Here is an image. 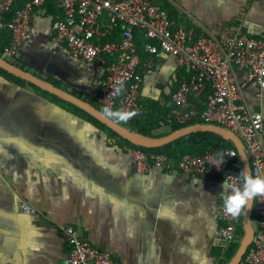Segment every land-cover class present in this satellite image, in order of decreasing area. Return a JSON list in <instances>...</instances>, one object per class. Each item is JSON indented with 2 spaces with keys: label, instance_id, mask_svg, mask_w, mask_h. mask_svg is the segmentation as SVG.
Instances as JSON below:
<instances>
[{
  "label": "crops",
  "instance_id": "0c3cea01",
  "mask_svg": "<svg viewBox=\"0 0 264 264\" xmlns=\"http://www.w3.org/2000/svg\"><path fill=\"white\" fill-rule=\"evenodd\" d=\"M152 1L168 6L178 24L219 39L238 27L256 36L264 32V0ZM55 15L33 16L31 38L9 61L96 101L107 69L75 57L56 38ZM140 55L142 62L148 59L147 47ZM154 62L140 100L146 111L162 115L187 69L170 54ZM236 70L245 81L247 70ZM5 71H0V264H69L66 226L111 252L118 264H220L229 247L216 216L222 179L161 167L139 173L129 147L108 129L70 101ZM241 96L264 117V89L250 81ZM22 200L35 211L25 212Z\"/></svg>",
  "mask_w": 264,
  "mask_h": 264
},
{
  "label": "built area",
  "instance_id": "2783aa9c",
  "mask_svg": "<svg viewBox=\"0 0 264 264\" xmlns=\"http://www.w3.org/2000/svg\"><path fill=\"white\" fill-rule=\"evenodd\" d=\"M22 1L0 0L1 13L12 15L9 21H5L3 15L0 17V31L6 28L11 33L9 45L0 54L8 61L31 38L33 16L48 13L47 0H24L19 6ZM58 2L61 12L55 15L53 22L56 38L67 44L75 57L107 65V74L100 82L97 95L101 107L138 111L135 117L144 115L146 109L140 103L144 76L155 69V57L164 53L173 55L187 69V76L172 92L173 107L161 123L171 125L200 119L206 124L227 128L243 141L252 174L264 176V117L260 111L250 109L241 96V89L250 81H255L260 90L264 89V32L256 36L238 27L233 36L219 39L178 24L162 4L152 0ZM117 30L120 38L112 39ZM135 30L143 31L150 40L146 46L150 56L145 62L141 61ZM237 68L247 70L245 81H239ZM121 83L123 92L116 95L115 88ZM129 150L137 171L142 174L161 167L178 169L192 177H219L223 182L227 179L236 183L241 172L231 168L239 155L234 148L209 147L197 155H184L178 161L141 148ZM218 153L224 154V162L214 165L213 158ZM222 203L217 205L216 216L221 223V239L228 247L237 239L241 216L235 219L225 216ZM21 206L25 212L35 211L26 200L21 201ZM253 212L257 227L241 263L264 264V197L254 200ZM63 233L70 245L69 264H118L111 252L80 238L73 226L63 227Z\"/></svg>",
  "mask_w": 264,
  "mask_h": 264
},
{
  "label": "trees",
  "instance_id": "16d2710c",
  "mask_svg": "<svg viewBox=\"0 0 264 264\" xmlns=\"http://www.w3.org/2000/svg\"><path fill=\"white\" fill-rule=\"evenodd\" d=\"M156 2V1H155ZM24 3V0L20 3L19 6H21ZM18 6V7H19ZM163 7L169 12L170 17L174 18V16L170 13L169 7L163 5ZM47 9L48 13L52 14L53 16L60 11V7L58 8V0H47ZM11 14H5L3 15V18L5 21H9L11 19ZM135 36H136V43L138 45L139 52L146 47L148 44L149 40L146 38L145 34L143 31L140 30H135ZM119 38V30L116 31L115 36L112 39H118ZM11 41V33L8 29L4 28L0 31V54L2 50L9 45ZM107 69V65L105 66ZM0 71H5L3 68L0 67ZM6 72V71H5ZM184 76H187L184 75ZM178 85V83H177ZM172 101V100H171ZM140 103L142 104L141 100ZM91 104L96 106L97 108L101 109V106L99 103L96 101H91ZM73 107H75L77 110L81 111L88 119L93 121L99 126L105 127L108 129V131L119 138L120 142L124 143L127 145L129 148H141L146 151L150 152H156V153H163L166 154L170 157H172L175 160H180L184 155H197L202 153L205 149L209 147H213L216 149H225V148H234L236 149L234 143L231 140H227L220 136L219 134L215 132H210V131H198V132H193L187 135H184L168 144H165L161 147H153V148H148L140 145H136L129 140L123 138L120 136L117 132L112 130L110 127L96 119L94 116H92L90 113L85 111L84 109L76 106L75 104L71 103ZM143 105V104H142ZM173 107V104L171 105L170 109L165 111V113H162V115H157L155 113H149V111H146L144 115L137 116L133 118L131 121L127 122L126 125L129 127L131 130L143 133L145 135L149 136H164L172 131H175L177 129H180L182 127L188 126V125H193L197 123H204L203 120L196 119L189 121L187 123H173L171 125H164L161 123L163 120L164 115L169 112ZM163 126H168L170 128L169 132L163 133V134H156V131ZM237 150V149H236ZM231 168L234 170H243L242 166V161L241 157L238 155L233 163L231 164ZM257 221L256 215L252 214V222ZM244 234V228H243V215L240 217V224L238 226V236L236 241H234L231 245H229L226 253L223 255L220 264H226L228 263L231 258L234 256L236 253L240 240L242 235ZM245 258V255L243 256ZM244 264V263H240Z\"/></svg>",
  "mask_w": 264,
  "mask_h": 264
},
{
  "label": "water",
  "instance_id": "95a60500",
  "mask_svg": "<svg viewBox=\"0 0 264 264\" xmlns=\"http://www.w3.org/2000/svg\"><path fill=\"white\" fill-rule=\"evenodd\" d=\"M0 67L15 74L20 77H23L24 79H27L39 87L54 93L55 95H58L71 103L75 104L76 106L84 109L88 113H90L92 116H94L96 119L110 127L112 130L117 132L120 136L123 138L129 140L130 142L148 147V148H153V147H161L165 144H168L184 135L193 133V132H198V131H210V132H215L222 136L223 138L227 140H231L237 151L239 156L241 157L242 161V166L243 169L247 167L249 171L252 172V167L251 163L249 160V157L247 155L246 149L244 147L243 141L241 138L228 130L225 127L216 125V124H204V123H197L193 125H188L185 127H182L180 129H177L175 131H172L164 136H149L145 135L143 133L131 130L129 127H127L124 124H117L114 123L112 120L106 119L101 112L100 108H97L93 104L89 103L88 101L83 100L82 98L77 97L76 95L70 93L67 90L62 89L61 87H58L44 79H41L30 72L21 69L8 61L7 59H4L3 57L0 56ZM253 208H254V201L252 202V207L246 211V215H243V228H244V234L241 237L239 247L234 254V256L231 258V260L226 263V264H240L243 256L247 252V249L249 245L251 244V241L254 236V226L252 222V214H253Z\"/></svg>",
  "mask_w": 264,
  "mask_h": 264
},
{
  "label": "clouds",
  "instance_id": "9594fccd",
  "mask_svg": "<svg viewBox=\"0 0 264 264\" xmlns=\"http://www.w3.org/2000/svg\"><path fill=\"white\" fill-rule=\"evenodd\" d=\"M84 82V81H81ZM123 92V84L121 83L115 88V94L120 95ZM102 115L114 123L126 124L133 117L138 115V111L113 110L110 106H104L101 109ZM224 162V154L218 153L213 158V164L221 165ZM223 191L220 196L222 198V210L225 216L238 218L246 215V211L252 207V202L257 197H264V176L253 175L247 167L239 173L236 183L224 180L221 185Z\"/></svg>",
  "mask_w": 264,
  "mask_h": 264
},
{
  "label": "rangeland",
  "instance_id": "374dc122",
  "mask_svg": "<svg viewBox=\"0 0 264 264\" xmlns=\"http://www.w3.org/2000/svg\"><path fill=\"white\" fill-rule=\"evenodd\" d=\"M101 109H102V107H101ZM169 130H170V128L168 126H163L162 128H160L156 131V134H163V133L169 132ZM253 225L255 228L257 227V223L255 221L253 222Z\"/></svg>",
  "mask_w": 264,
  "mask_h": 264
}]
</instances>
